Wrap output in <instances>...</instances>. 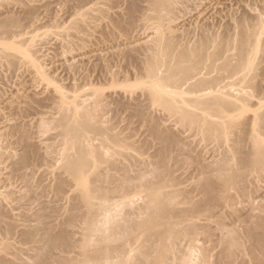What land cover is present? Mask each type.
Masks as SVG:
<instances>
[{
    "label": "bare ground",
    "instance_id": "6f19581e",
    "mask_svg": "<svg viewBox=\"0 0 264 264\" xmlns=\"http://www.w3.org/2000/svg\"><path fill=\"white\" fill-rule=\"evenodd\" d=\"M1 1L3 0H0V4ZM176 1H151L159 31L157 30V36L153 40L154 47L141 61L139 68L141 71L139 73L142 75H140L141 78L138 77L140 79L135 85L143 88L147 97L149 96L150 98L149 101L159 105V107L161 106V109H164L165 112L180 114L178 118L181 119L179 120L184 122L187 128H191L190 132L192 130L195 132L194 136L200 137L199 142L203 140L204 142L206 141V144H215V147L223 153L221 155L218 151L221 155L220 160H218L219 164L217 163L218 166L210 171V173L214 171L217 173H213L214 176L212 174L211 176L208 175L209 177L199 184L200 189L203 191L202 195L204 193L205 198L203 199L202 196L201 200H203H197V202H194L191 199L193 197L190 198V196H188L187 200L186 198L179 199L180 192L168 190L173 184L172 181H175L171 173L173 172L171 171L173 166L170 163V160L175 155H172L173 151L177 150L175 152L178 155L175 158L173 157L177 161L179 155L186 156L190 154L191 145L193 144L186 146L185 141L182 143L180 141L182 139H177L172 135L175 133L170 134L171 131L169 130L168 132H166L167 130H161L160 124L156 123L159 124L160 128L157 125L152 126L154 130L152 133H155L156 137L163 141L161 151L157 154L160 156L159 160L155 162L157 164H149L148 162L149 166H146V169L138 168L141 172L136 171L141 174L137 173L135 175L134 167L137 165L133 164L136 162L134 159L129 161L132 164L128 166V163L124 164L125 162L115 157L116 154L124 155V152H122L119 133L113 132L108 126L107 128L103 125L105 122L101 121V113L104 109H102L104 107L102 103L104 98L101 91H92L91 94H94L95 98L90 101L91 103L85 101L86 103L89 102L87 105H84L82 101L78 102L80 99H77L76 95L75 97L71 95L73 96L72 98H75L72 101V98L66 92L60 93V96L55 93L58 98L56 96L55 98L57 99H54V102L52 100V102L55 104V108L58 110L56 113L58 114L59 112V116H57L58 118L55 117V124H52L56 125L55 128L58 131L59 128L61 129L60 132L65 145L63 147L64 153L62 154L63 167L80 183L78 199L82 203L80 210H77L80 212L70 214L66 224L72 226L80 221L84 232L81 233L83 236L80 239L74 240L71 230L66 225L59 231H54L50 226H46L43 223L40 228L28 233L30 238L37 239V236L39 237L41 248H39L40 252L37 251L39 254H36V256L39 255L38 257L41 258V264H55V261L60 264H175V261L178 260L180 264H189L190 259L191 263L193 262L192 256L193 254L195 255L194 252L197 253L201 250L199 249L201 246L197 247L200 244L199 242L206 238L205 235L210 240L213 231L215 230V233L218 232L217 229H220L219 231H222L224 235L220 232L219 240L214 239V241L222 240L225 243L226 246L222 244L226 247L222 258L226 264H264V212L260 213L261 209H259L263 206L257 208L260 211L257 214L259 215L258 217L255 218L256 213L253 215L255 219L249 213V216L253 219H251V222L248 219L249 216L247 218L245 216V219L250 222L248 223L249 227L245 226L248 228H246L247 231L245 229L248 235L247 237L244 235L245 238H249V244L247 243L249 246L243 244L246 240L243 235L244 241H240L242 229H244L243 226L248 224L241 225L242 223H239L240 220L232 219L234 221L237 220L240 225L241 233H239V230V232L236 229L231 230L236 223L233 221L234 225L230 226L231 224H229L231 219L228 217L231 216L232 218V214L226 216L228 212L233 211L231 210L233 209L232 206H235L234 212L235 210L237 212L239 207L236 209V205H239L238 203L241 201H235L236 199L239 197L244 199L247 196L251 197L253 194L250 195V193L261 188L259 186L264 182V110L261 112L256 111L257 113L254 112L256 113L255 115L252 113L253 116L248 115L249 107L252 108L254 103H257L256 107H259L257 106L259 104L260 109L264 108V85L261 81L264 78L262 76L264 75L263 19L259 21L257 18L256 20L253 19L255 22L250 19L251 22L249 21V23L248 18L247 20L245 17H241L242 19L237 24L238 31L236 32V27L235 32L233 30L234 33H237L236 35L225 33V36L217 39L210 36V34H202L198 39L191 41L192 43H177V41L172 40L173 37L172 39L168 35L167 37L164 30L166 26L164 22L167 19L166 12L174 9ZM30 5H27L26 8H23L25 5L21 7L23 8L20 9L23 11L20 13L22 15L18 13L11 14L13 12L11 8L12 12L8 11L11 13L5 12V14L2 13L0 15V36L3 34L5 36L6 34V38L3 37L7 39L11 35H15L16 38L19 33V35L23 33L24 26L27 27L25 25L26 21L28 23L29 21L35 22L32 20L36 17L37 7ZM242 16H245V14H242ZM130 17V23H132L133 16L130 15ZM73 25L76 26L75 23ZM16 33L18 34L16 35ZM32 38L30 39L29 37L28 39L34 42ZM6 41L4 42L7 43ZM9 42L11 43H3L4 47L1 45L4 50L1 49L0 52L2 51L5 58L9 56L12 58L13 56L18 61L20 58H16V54L22 53L23 57L27 55V58L32 56H29L30 53L28 49L26 50L27 47H24L28 41L23 39V37L22 42H17L19 45L15 43L16 41L14 42V39L13 42L12 40H9ZM3 51L5 52L3 53ZM32 52L35 53L34 50ZM23 57L21 56V58ZM32 58L35 57L32 56ZM130 86L133 87V85ZM169 89H172V91ZM173 89L175 90L173 91ZM254 99L256 101L258 99V101L255 102ZM253 107L255 108V104ZM137 111V115L143 114L142 109ZM100 114L101 118H99ZM143 116L144 119L148 118L144 114L141 117ZM51 119L54 120V118ZM42 123L40 121L39 125ZM46 125H48L46 122L45 124L43 123L39 129L42 131L47 129ZM60 132H58V135ZM88 133L100 135L104 145L111 146L112 152L98 149L92 153L91 150L93 149H90L92 147H87L88 145L83 144V139L87 138ZM190 138L193 137L190 136ZM204 142L200 144H205ZM185 146L187 148L190 147V151ZM73 149L76 150L75 153H73ZM192 150L194 152L193 148ZM185 156L184 159L190 158V155L186 158ZM197 157H195L196 160ZM195 158L193 157V163ZM28 160L29 155L24 154L21 158V163H27ZM188 160L192 163V158ZM104 163L107 164L106 167L103 166ZM153 165L157 171L159 170L158 167L161 171L157 172L154 170ZM156 165L158 166L156 167ZM204 166L202 165V168H205ZM129 171L134 172L133 175ZM141 194L146 197L141 196ZM139 196L145 197L147 199H144L146 203H143L144 206L141 205V208L139 206L140 210L136 207L139 210L136 209L137 213L133 211L131 212L134 214L128 213L130 210L128 209L127 211L125 208L131 209L135 206V198H140ZM252 198L253 196L247 199H251V202L255 201ZM249 200L247 201L249 202ZM250 204L248 203V205ZM252 204L251 206H253ZM75 205H73L74 208H76ZM181 205L185 206L182 207ZM229 207H231L230 211L226 212ZM124 209L127 212L125 211V216H122L124 214H121V212L123 213ZM224 211L227 213L226 215L223 214ZM234 212V217L245 215V213L238 212L237 214L235 212V216ZM243 212L245 211L243 210ZM222 214L228 218L227 220L230 219L227 222L230 227L224 223L226 218L222 219L224 217ZM204 217L206 218L204 220L210 221L212 224L213 222L216 223L218 228L215 224L212 228L210 222L199 223L197 221L202 219L201 222H204ZM241 217L243 215L238 218ZM235 227L237 226L235 225ZM226 229L227 231H225ZM138 231L145 235L143 236L145 237L143 241H141L139 234L137 235ZM91 233L95 234L94 240L98 237L95 241H92ZM96 234L98 235L97 237ZM88 236L92 240L88 239ZM200 236L204 237L201 239ZM137 238L138 240L140 239L138 244L135 242ZM185 239L187 243H185ZM212 239L210 241H213ZM183 241L186 245L182 251L181 245L184 247ZM196 242L199 244H196ZM207 243L210 242L208 241ZM216 243H213V245L218 246L220 242H218V245ZM135 244L137 245L135 246ZM207 246L209 247V245ZM44 249L46 250L44 251ZM55 249H60L59 251H62V253L60 258L53 261L57 257L54 255L56 253L53 252L51 256H48L47 253L52 254L50 250L56 251ZM202 249L205 250L206 248ZM206 250L209 252L208 249ZM71 252L74 255L70 254ZM200 252L197 254L199 256L195 255L196 258L193 256L196 261L199 259L197 257L201 256ZM205 254L206 256L203 254L205 259L201 256L204 262L206 261L205 264L220 263L221 258L219 262L218 260L214 262L211 261L210 254L209 256H207L208 253ZM219 255L218 257H220ZM50 257H53V260ZM208 257H210L209 260H207ZM240 258L242 262H240ZM193 263L195 264V262ZM0 264L17 263L7 262L0 258ZM196 264L200 263L196 262Z\"/></svg>",
    "mask_w": 264,
    "mask_h": 264
},
{
    "label": "rangeland",
    "instance_id": "374dc122",
    "mask_svg": "<svg viewBox=\"0 0 264 264\" xmlns=\"http://www.w3.org/2000/svg\"><path fill=\"white\" fill-rule=\"evenodd\" d=\"M23 1L26 2V4H24ZM151 1L152 0L1 1L0 15L2 13L5 14V12L11 13L12 11L10 8L13 10L11 14L18 13L22 15L20 13L23 11L20 9L26 8V6L30 4L37 7L38 10H36V17L32 20L33 22L35 21L34 23L31 21L28 23L26 21L25 25L27 27L24 26L23 33H21V35L23 34L22 36L19 35L20 33H16V35H19H17L16 38L15 35H13L14 37L12 35L11 37H9L10 35L7 36L10 39H4V37L6 38V34L5 36L4 34L0 36L3 40V42L2 40L0 41V50L3 49L2 46L3 43H5L4 41L8 40L6 42L11 43L9 40L13 42L14 39V42L16 41L15 43H20L23 37V39L28 41L24 47H27L26 50L28 49L30 53L29 56L32 55L35 57L32 58V56H30L31 58H27L26 55L24 59L22 53L16 54V58L21 59L17 61L13 56L12 58L10 56L5 58L2 51L0 52V258L5 261L16 262L17 264H41V258L38 257L39 255L36 256V254L40 252L39 248H41L39 237L37 236L38 240L30 238L28 233L37 230L43 223L46 226H50L54 231H59L66 225L71 230L74 240L80 239L83 236L81 233L84 231L81 228L80 221L72 226L66 224L70 214L80 212L77 210H80L79 208L82 207V203H80L78 199L80 183H78L71 173L65 171L63 167L64 160L62 154L64 153L63 147L65 146L64 139L63 136H61V129L59 128L58 131V129L55 128L56 125H54L55 117L59 116V112L58 114L56 113L58 110L55 108L53 102L54 99L58 98L57 95L60 96L62 92H66L71 98L76 95L77 99H80L78 102L82 101L84 105H87L95 98L94 94H91V92L95 90L101 91L104 98L102 100L104 106L102 109H104L101 113L102 120H100L105 122V124H103L104 126H108L113 132L119 133L122 152H124V155L116 154L115 157L125 162L124 164L128 163V166L132 164L129 163L132 159L136 162L139 160L138 163L133 161V164L137 165L135 167L133 166L135 171H139L138 168L146 169L150 163L152 164L159 160L160 156L157 154L161 151L160 149L163 146V141L156 137L155 133H152V131L154 132L152 126H158L160 124L161 130H167L166 132L169 130L171 131V133L169 132L170 134L175 133L172 135L177 139H182L180 140L182 143L185 141L186 146L193 144L191 145V151L189 149L190 147L187 148L185 146V148L190 151L189 155L190 158H192V163L188 160L190 159L187 157L189 155H179L180 157L178 156V160H174L175 156L178 154L175 152L177 150L173 151L172 155H175L173 156L174 158L171 155L172 159L170 163L171 166H173L171 169L173 172L171 173L175 181H172L173 184H170L171 186L168 190L171 189L180 192L179 199L186 198L187 200V198H189L188 196H190V198L193 197L191 199H193L194 202H197V200H201L202 196L203 199L205 198L204 193L202 195L203 191L200 189L199 184L205 178L211 176V174L217 173L215 171L210 173V171L212 168L218 166V160H220L223 153L215 147V144H206V141L204 142L201 139L199 142L198 140L200 137L194 136L195 132H193V130L190 132L189 130H191V128H187L186 125H184L185 123L179 120L181 119L178 118L180 114H169V112H165L164 109H161V106L159 107V105H155V103L149 101L150 98L149 96L147 97L143 88L139 87V85H135L141 78L140 75H142L139 73L141 71L139 69L141 61L154 47L153 40H155L156 34L158 33L157 19L154 18L155 12L153 7H151ZM176 2L174 9L166 12L167 19H165L164 22L166 23L164 30L166 36L168 35L171 39L173 37L172 40L177 41V43H192L195 39L202 36V34H210V36L216 37L217 39L222 38L228 33L236 35L237 33H234L235 29L237 28V32V24L243 17L246 19L248 18V22H251L253 19L256 20V18L258 21L263 19L262 24L264 26V0H177ZM19 3L25 5V7L21 8L23 5ZM259 13L263 15L261 16ZM242 14H245V16H242ZM130 15L133 16L132 23H130ZM74 23L76 26L73 25ZM262 32L264 37V31ZM29 37L30 39L32 38L34 42L30 41L28 39ZM30 44L31 46H29ZM262 48H264V43ZM33 50L35 53L32 52ZM4 52L5 51H3V53ZM21 56L23 58H21ZM33 60L35 61L33 62ZM262 76L264 77V75ZM263 79L261 81L264 85ZM126 85H133V87ZM174 90L175 89H173V91ZM170 91H172V89ZM56 96L57 98H55ZM73 99L75 98L71 100L74 101ZM85 101L89 102L86 103ZM254 101L257 102L258 99L257 101L254 99ZM254 104L255 108L253 107ZM254 104L252 106L253 109L249 107L248 115L253 116V114L255 115L258 111L261 112L264 110V108L260 109L259 104L257 105L259 107H256L257 103ZM138 109H142L143 114L145 117L148 116V118L144 119V116L141 117L143 115H140L141 113L139 114L140 116L137 115L138 111L136 112V110ZM101 114L99 118H101ZM49 117L54 118V120ZM151 119L152 121L150 122ZM39 120L44 124L46 122L48 128L45 129V127L43 131L39 129L40 125L43 124L39 125ZM58 132H60L59 135ZM89 135L87 138L83 139V144L88 145L87 147L91 146L92 148L90 149H93L91 150L92 153L94 150L98 149L112 152L111 146L104 145L100 135ZM190 136L193 138H190ZM201 142L205 144H200ZM75 149H73V153H75ZM215 149H217V152ZM24 154L29 155L27 163H21V158ZM195 155L198 156L197 160ZM184 156L187 158L184 159ZM193 157L196 160H194V163ZM186 160H188L187 162L189 163H187ZM148 162L149 164H147ZM154 165V170H156ZM200 165L201 167L199 168ZM202 165H205V168H202ZM206 165H211V168ZM103 166L106 167L107 164L104 163ZM157 166L158 165H156V167ZM158 169L160 170L159 167ZM159 170L156 171L159 172ZM137 171L135 175L141 172ZM129 172L132 175L134 173L132 171ZM261 184L259 186L261 188L257 190L258 192L255 190L258 195H256L257 193L255 191L250 193V195L253 194L252 200L258 196L254 199L255 201L251 202V199H247L252 196L245 197L249 202L247 200L245 201L243 197H239L235 200L241 201L238 203L239 205H236V209L239 208L237 212L236 210L235 212L237 214L238 212L245 213V215L242 214L243 217L238 218L242 215L234 217L233 212L235 206H232L233 209L231 210L233 211L228 212L231 208L229 207L227 211L225 210L228 214L225 211L223 214H227L226 216L232 214L233 217L231 218L230 216L228 218L231 220H240L239 223H242L241 225L248 224L258 217L259 215L257 214H259L260 210L258 211L257 208L261 206L264 208V182ZM141 196L145 195L141 194ZM145 197H136L135 206L132 207V205H130L132 207L131 209L125 208L127 211L128 209L130 210L128 213H137L140 210L139 206L141 208V205L144 206L146 203L144 200L146 199ZM250 202L251 204L254 202L252 204L253 206H251ZM248 203L250 205H248ZM73 205H75L76 208H74ZM181 206L183 207L185 205ZM254 206L255 208H253ZM134 207L135 209H133ZM136 207H138L139 210ZM248 208L253 209H250V212ZM262 208H259L261 209L260 213L264 212ZM125 209L121 214H126L127 211ZM242 209L245 212H243ZM249 213L252 215L251 217L253 219L249 216ZM125 214L122 216H125ZM253 215H255V218ZM226 216L222 217V219H225ZM245 216L246 218L249 216L248 219L250 222L245 219ZM228 218L225 219L226 221L224 223L227 224L226 226L229 224L232 226L234 220L230 222L231 220H227ZM204 219L206 218H203L204 222H201L202 219L197 221L199 223H205L206 220ZM237 220L234 222L238 224ZM244 220L247 223H244ZM228 221L229 224L227 223ZM207 222L210 221H206V223ZM210 223L212 228L215 225L217 227L216 223ZM236 223L235 225L237 227L233 224V229H230L239 230L240 232H238L241 233L239 228L240 225ZM245 226L249 227V224L243 226L244 229H242L240 241L246 239L243 244L248 245L249 238L247 239L244 236L246 235L247 237L248 234H246V231L248 228ZM214 229L216 228L214 227ZM219 230L220 229H217V233H215V230V232L213 231L211 236L214 238L212 239V237H210V240L212 239L213 241H210L209 237L205 235L206 238L202 240L203 243L199 242V244L196 242V244H199L197 245L198 248L203 246L202 248H206L210 252L200 247L199 249H201V252L197 250L201 253L200 255L202 257L204 255L206 256L205 253H208L207 256L210 254L211 261L215 262V260H218L219 262L221 258L219 263L221 264L226 247H224L225 243L222 240L216 241L217 243L214 241V239L219 240L218 236L220 232L223 234V232ZM225 231H227V229ZM243 231L245 234H243ZM94 233H91L93 240L89 238V236L88 239L95 241L98 235L96 234L97 238L94 240ZM138 234L139 237H141V241H143L145 239L143 236L145 235L139 233V231L137 235ZM223 235L221 236L223 237ZM203 237L200 236L201 239ZM222 237L221 239H223ZM140 239L138 240L137 238L135 242L138 244ZM184 241L187 243L186 239ZM208 241L211 244L207 243ZM218 242H220L219 245ZM185 243L184 247L181 245L182 251L185 248ZM213 243H216L218 246H214ZM137 244H135V246ZM207 245H209V247ZM45 250L46 249H44V251ZM55 250L56 251L50 250L52 254L47 253L48 256L53 255V252L56 253L54 255L57 257L55 256L56 258L54 260L52 259L54 256L52 258L50 257L53 261L60 258L62 253V251H59L60 249ZM221 251L223 252L221 253ZM199 252L194 253L196 256H199L197 255ZM219 253L221 254L219 255ZM70 254L74 255L72 252ZM195 255L193 254L194 257ZM218 255L220 257H218ZM193 256L192 261L195 262V264L196 262L205 264L206 261L204 262L203 260L205 257H197L199 259L196 261ZM210 257H208L207 260H209ZM177 262L180 264L179 260L175 261V264H177ZM240 262H242L241 258ZM192 263L190 259L189 264ZM55 264L60 263L55 261ZM222 264H226L224 259Z\"/></svg>",
    "mask_w": 264,
    "mask_h": 264
}]
</instances>
